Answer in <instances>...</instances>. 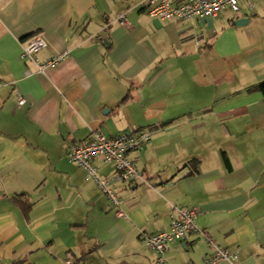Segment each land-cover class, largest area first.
Returning a JSON list of instances; mask_svg holds the SVG:
<instances>
[{"label":"crops","instance_id":"crops-1","mask_svg":"<svg viewBox=\"0 0 264 264\" xmlns=\"http://www.w3.org/2000/svg\"><path fill=\"white\" fill-rule=\"evenodd\" d=\"M147 1L0 0V264H154L138 234L168 230L174 208L200 232L167 264H201L207 239L264 264V0L209 25L150 17ZM35 34L39 61L68 52L44 74L20 59ZM89 129L151 135L127 155L142 180L91 158L125 217L66 157Z\"/></svg>","mask_w":264,"mask_h":264},{"label":"built area","instance_id":"built-area-1","mask_svg":"<svg viewBox=\"0 0 264 264\" xmlns=\"http://www.w3.org/2000/svg\"><path fill=\"white\" fill-rule=\"evenodd\" d=\"M239 4L240 0H148L146 11L150 17L159 20H185L194 17L211 19L217 17L224 9L239 13ZM116 19L120 25H128L123 14L118 15ZM46 46V40L40 34L33 35L21 45L20 59L31 62L35 66V73L44 74L68 57L67 51H61L52 54L44 61H39L35 56ZM31 75V72H25L26 77ZM2 86L3 83L0 81V88ZM16 101L18 107L25 103L20 96L16 97ZM150 139V133L143 130L107 137L99 130L89 129L88 138L85 141L69 145L66 157L85 171L87 180L97 185L114 210V214L117 217H125L120 209L118 197L110 188L109 181L97 175L91 164V158L100 157L104 163L112 162L116 170V179L119 181L142 180L137 168L127 155L129 152L141 150ZM195 214V209L174 208V217L168 230H161L154 234L139 232L138 239L141 244L155 255L154 264H167L166 253L170 243L183 241L190 232H200L194 223ZM207 245L208 254L201 264H237L238 251L223 248L210 239H207ZM62 264H71V256L67 255Z\"/></svg>","mask_w":264,"mask_h":264},{"label":"water","instance_id":"water-1","mask_svg":"<svg viewBox=\"0 0 264 264\" xmlns=\"http://www.w3.org/2000/svg\"><path fill=\"white\" fill-rule=\"evenodd\" d=\"M244 21H245V19H239V20H237V21L235 22V24H236V25H241ZM202 22H203V23H206L207 25H209V24H210V19H208V18H203V19H202Z\"/></svg>","mask_w":264,"mask_h":264},{"label":"trees","instance_id":"trees-1","mask_svg":"<svg viewBox=\"0 0 264 264\" xmlns=\"http://www.w3.org/2000/svg\"><path fill=\"white\" fill-rule=\"evenodd\" d=\"M257 89L264 95V80L258 83Z\"/></svg>","mask_w":264,"mask_h":264}]
</instances>
